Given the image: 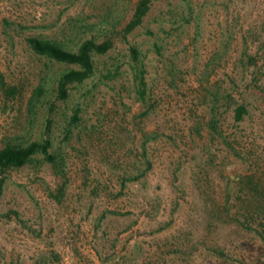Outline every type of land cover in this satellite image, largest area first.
<instances>
[{
    "label": "rangeland",
    "instance_id": "1",
    "mask_svg": "<svg viewBox=\"0 0 264 264\" xmlns=\"http://www.w3.org/2000/svg\"><path fill=\"white\" fill-rule=\"evenodd\" d=\"M135 3L0 0V147L48 130L56 154L5 172L0 264H264V0H152L127 31ZM29 35L112 46L62 99L71 65L32 51Z\"/></svg>",
    "mask_w": 264,
    "mask_h": 264
},
{
    "label": "trees",
    "instance_id": "2",
    "mask_svg": "<svg viewBox=\"0 0 264 264\" xmlns=\"http://www.w3.org/2000/svg\"><path fill=\"white\" fill-rule=\"evenodd\" d=\"M152 0H136L134 10L130 20L126 24L127 31L131 30L136 25L140 24L148 10ZM26 42L30 49L37 54L44 55L53 60L70 64L71 66L64 70L57 79V95L64 99L69 94V88L75 82H82L90 77L95 70V55L105 53L111 46L112 40L104 38L101 41H96L93 37L82 39L75 49L68 48L56 40L42 37L39 35H29L26 37ZM157 46V45H156ZM130 57L133 60L131 66L133 70V78L135 83V90L138 98L145 104V115L153 107V100L147 98L146 78L144 76V64L139 57V51L136 46L129 47ZM141 61V62H140ZM41 91V86H37L33 92L38 95ZM219 93L213 87L207 92V97L210 98L208 104L209 119L208 124L212 129H216L219 117L218 113V98L216 94ZM225 100L232 98L231 93L225 92ZM79 109H75L70 115L69 123L64 129L63 137L67 138L71 125L76 123L79 119ZM247 112V107L244 102H237L233 106V119L241 120ZM47 118V124L48 120ZM46 124V125H47ZM149 137L146 134L145 142ZM52 138L47 130L42 135L41 139H32L24 144L5 142L0 147V194L2 192L4 174L12 168L21 167L27 163H31L38 158L50 162L52 166L56 163V154L51 150ZM139 175V174H138ZM134 177V176H133ZM245 192V191H244ZM250 194V192L248 193ZM257 232L264 240V223L257 229Z\"/></svg>",
    "mask_w": 264,
    "mask_h": 264
}]
</instances>
